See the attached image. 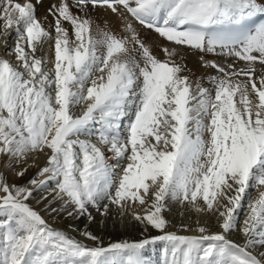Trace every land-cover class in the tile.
<instances>
[{"label": "snow or ice", "instance_id": "1", "mask_svg": "<svg viewBox=\"0 0 264 264\" xmlns=\"http://www.w3.org/2000/svg\"><path fill=\"white\" fill-rule=\"evenodd\" d=\"M89 5L110 10L125 34L100 27ZM48 11L46 28L32 0H0V156L9 169L46 157L32 187L0 173V264H148L144 250L158 241L164 264H264V22L249 24L264 2L60 0ZM134 22L170 42L164 60ZM46 44L54 60L37 55ZM184 47L233 62L201 55L216 70L205 87ZM46 189L62 201L52 212L91 220L90 208L114 207L161 235L105 247L85 231L96 242L87 245L26 203ZM171 204L215 217L219 230L197 220L196 235L166 231Z\"/></svg>", "mask_w": 264, "mask_h": 264}, {"label": "bare ground", "instance_id": "2", "mask_svg": "<svg viewBox=\"0 0 264 264\" xmlns=\"http://www.w3.org/2000/svg\"><path fill=\"white\" fill-rule=\"evenodd\" d=\"M21 2H24V0H21ZM32 2L36 6L37 18L41 20V22L46 28H48L49 24L54 23V18L49 14L48 10L52 4L59 3L60 0H41L40 3H36V0H32ZM72 2L73 0H68V3L70 5L72 4ZM258 2H264V0H258ZM72 11L75 13L77 9L73 7ZM89 11L91 13L92 18L95 20L97 24L100 25V27L102 28L105 27V22H107V26L111 30L121 35L125 34L122 31V27H123L122 23L117 19V17L113 13H111L110 10H106L104 7H96L95 9H93L92 6L89 5ZM45 17H47V19H45ZM134 26L137 28L138 32L140 33V37L144 40V42L147 45L150 46L152 52L160 60H164L165 53L162 51V47H171L172 45L170 44V42L160 37L158 33H156L154 30L144 28L135 22H134ZM70 35H71V32H70ZM11 43L12 41L9 40V44ZM43 54H47V56L50 59L54 60V47L50 49L49 45L46 44L44 46V53H41L39 51L37 52V55H43ZM182 54L184 56L185 64L187 65L189 69H191L192 79L195 80L198 77H202L203 78L202 83L204 84V86L211 87V85L207 82L208 77L212 75H216V70L211 67L204 66L203 62L200 60L201 55H204V54L200 52L190 51L186 47L182 48ZM5 55H6L5 48L3 44H0V56H5ZM6 58L13 60L14 62V58L12 56H7ZM204 60L216 61L217 63H220V64H230L233 62L232 57H225V56L216 55L212 53L204 55ZM240 63L242 64L243 62H240ZM257 86L259 87V84ZM92 139H93V142H97L95 137H92ZM7 159L8 158L5 156H0V173H3V171L6 169L5 165L7 163ZM45 162H46V157L44 156L43 153H40V154L30 157L26 164L25 163L13 164V167L11 169L8 168L9 169L8 171L12 175L11 176L12 180H14L15 183L20 184L22 183V181H21V177L16 175L17 171L23 168H27V171L32 169V170H35L34 177H36V174L39 168L43 167ZM33 163L35 164V166H32ZM28 187H32V186L29 185L28 183ZM54 187H55L54 183L50 182L48 185V189H52ZM41 192L43 193L44 196L46 195L49 199H52V200H53V197L55 196V192H50L47 189L41 190ZM169 207H170V210L165 211L163 213L165 218L170 221V224L168 228L166 229V231L176 232L178 235H196L198 233H196L194 229L196 227L197 220H199L202 225L206 224L209 227L210 231L212 232H216L219 230L215 222V217L207 213H196L192 210H184L177 204H171ZM89 211L91 212L93 216L95 215V216L102 218L98 220L99 223H104L110 218H113L111 216L114 212L119 213V211L116 210L114 207L109 210L106 216L102 215L101 212L97 211L94 208H90ZM136 211H142V208H136ZM181 212H183V215H181ZM119 216H120V222H121L122 228L117 232V236L114 242L125 241V240L129 242L140 241L145 238H151V237L161 235V233L158 230L152 228L151 226H149L147 228V231H145L144 226L140 222L134 220L130 213H126L123 217L119 213ZM44 219L50 227L54 229L62 230L65 233H67L70 237L76 240H79L81 242H84L87 245L95 246L94 242H92L85 235L82 234L84 233L83 228L79 227L78 224L74 223L70 226V224L68 225L63 221L57 223V222L50 221L48 218H44ZM111 222L114 223L113 220H111ZM88 224L90 225V222ZM182 224L188 225V229L187 230L183 229L181 227ZM84 227L88 228L86 226ZM86 231L89 232L88 229ZM96 232L101 233L99 231H96ZM232 239L236 241H240L241 239L240 234L239 233L234 234L232 236ZM162 243H163L162 241H158L155 243V245L158 246V245H161ZM255 252L257 254H259L260 252H264V247L258 246L255 249Z\"/></svg>", "mask_w": 264, "mask_h": 264}, {"label": "rangeland", "instance_id": "3", "mask_svg": "<svg viewBox=\"0 0 264 264\" xmlns=\"http://www.w3.org/2000/svg\"><path fill=\"white\" fill-rule=\"evenodd\" d=\"M8 170L9 169L6 168L3 171L6 182H8L9 184L17 185V186H28V182L35 175V170L30 169L26 171L23 176H20L22 183L18 184V183H15L14 180H12L11 178L12 175ZM42 196L44 195L41 192V190H33L32 196L26 201V203L29 204V206L33 208L35 211H37L43 218H48L50 221L57 222V223L63 221L68 225L70 224V226L76 223L78 224L79 227L83 228V232H85L88 229L90 233L92 232L93 235L100 238V240L103 242V245L105 247H107L110 243L114 242L117 236V232L122 228L121 222H120V216H119V213L117 212H114L111 216L113 218H110L111 220L114 221V223L111 222L110 219L105 221L104 223H99L98 220L102 218L95 216V215L94 216L92 215L93 218L91 220H89V218H86L87 217L86 215L85 217L84 216L76 217L75 215L69 217V215L67 214V211L65 210H60L57 212L51 211L52 208L61 209L62 202L60 200H55L54 202L50 204V202L53 200L49 199L48 197L47 199H41ZM0 219H3V218L0 217ZM89 222L91 226L88 224ZM84 226L88 228H85ZM96 231H99L101 233H97ZM91 241L94 242V244H96L95 241L93 240ZM164 247H165L164 242L158 246L155 244H150L146 246L143 254L148 264H164V259H165Z\"/></svg>", "mask_w": 264, "mask_h": 264}]
</instances>
